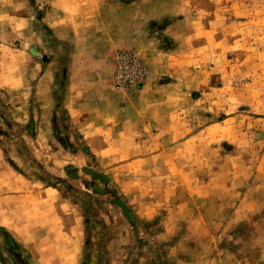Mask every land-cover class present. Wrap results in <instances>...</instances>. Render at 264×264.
<instances>
[{"label": "rangeland", "instance_id": "1", "mask_svg": "<svg viewBox=\"0 0 264 264\" xmlns=\"http://www.w3.org/2000/svg\"><path fill=\"white\" fill-rule=\"evenodd\" d=\"M151 5L189 32L179 132L98 149L62 106L73 46L45 26L48 1L0 0V264H264V0ZM120 51L102 85L138 94L150 70L138 53L143 88L116 90Z\"/></svg>", "mask_w": 264, "mask_h": 264}, {"label": "crops", "instance_id": "2", "mask_svg": "<svg viewBox=\"0 0 264 264\" xmlns=\"http://www.w3.org/2000/svg\"><path fill=\"white\" fill-rule=\"evenodd\" d=\"M47 1L45 26L55 38L73 46L60 57L66 68L62 106L86 144L98 138L96 147L107 149L112 145L105 135H130L134 149L168 148L160 138L144 141L139 136L179 132L175 114L179 94L171 90L182 85L175 79L180 73L177 52H183L180 48L189 35L184 21L158 27L160 19L151 21L149 15L153 0ZM195 38L189 37L193 43ZM119 50L140 53L150 70L138 94L114 93L102 85L107 77L111 82L112 59ZM162 78L168 82L161 83Z\"/></svg>", "mask_w": 264, "mask_h": 264}, {"label": "built area", "instance_id": "3", "mask_svg": "<svg viewBox=\"0 0 264 264\" xmlns=\"http://www.w3.org/2000/svg\"><path fill=\"white\" fill-rule=\"evenodd\" d=\"M114 88L118 91H134L143 88L148 71L137 52L120 51L115 58Z\"/></svg>", "mask_w": 264, "mask_h": 264}]
</instances>
